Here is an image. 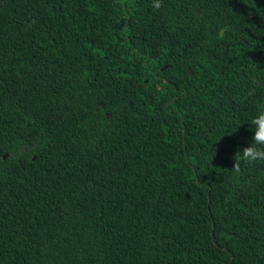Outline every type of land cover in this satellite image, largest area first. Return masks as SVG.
I'll use <instances>...</instances> for the list:
<instances>
[{
	"label": "trees",
	"instance_id": "1",
	"mask_svg": "<svg viewBox=\"0 0 264 264\" xmlns=\"http://www.w3.org/2000/svg\"><path fill=\"white\" fill-rule=\"evenodd\" d=\"M153 2L0 0V264H264V0Z\"/></svg>",
	"mask_w": 264,
	"mask_h": 264
},
{
	"label": "clouds",
	"instance_id": "2",
	"mask_svg": "<svg viewBox=\"0 0 264 264\" xmlns=\"http://www.w3.org/2000/svg\"><path fill=\"white\" fill-rule=\"evenodd\" d=\"M153 8L162 7V0H154ZM251 131L253 133L251 142L242 149L235 152L232 159L234 166L232 170L237 174L241 171V164L254 165L264 162V106L257 110V114L251 119Z\"/></svg>",
	"mask_w": 264,
	"mask_h": 264
},
{
	"label": "water",
	"instance_id": "3",
	"mask_svg": "<svg viewBox=\"0 0 264 264\" xmlns=\"http://www.w3.org/2000/svg\"><path fill=\"white\" fill-rule=\"evenodd\" d=\"M189 71H191V69H189Z\"/></svg>",
	"mask_w": 264,
	"mask_h": 264
}]
</instances>
